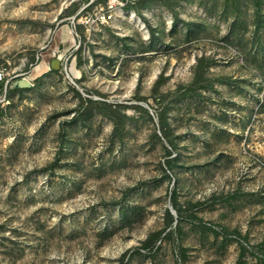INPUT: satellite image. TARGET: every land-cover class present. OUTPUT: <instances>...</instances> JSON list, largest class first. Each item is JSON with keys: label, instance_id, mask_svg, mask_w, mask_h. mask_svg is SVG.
<instances>
[{"label": "rangeland", "instance_id": "374dc122", "mask_svg": "<svg viewBox=\"0 0 264 264\" xmlns=\"http://www.w3.org/2000/svg\"><path fill=\"white\" fill-rule=\"evenodd\" d=\"M77 12L0 0V264H264V0Z\"/></svg>", "mask_w": 264, "mask_h": 264}, {"label": "built area", "instance_id": "2783aa9c", "mask_svg": "<svg viewBox=\"0 0 264 264\" xmlns=\"http://www.w3.org/2000/svg\"><path fill=\"white\" fill-rule=\"evenodd\" d=\"M128 1L129 0H104L102 3L99 0H68V3L78 5L77 14L93 6L95 10L93 17L89 16L84 23L88 25L93 23L98 26L107 25L117 20Z\"/></svg>", "mask_w": 264, "mask_h": 264}, {"label": "trees", "instance_id": "16d2710c", "mask_svg": "<svg viewBox=\"0 0 264 264\" xmlns=\"http://www.w3.org/2000/svg\"><path fill=\"white\" fill-rule=\"evenodd\" d=\"M259 19H262V18H259ZM264 23V21H262V20H260V22H259V24H258V27L260 26V25H262ZM15 89H20V87H18V86H16L15 87ZM163 121V120H162ZM171 201H172V206H173V208L175 209V211H176V214H177V217H175V216H173L169 211H167L166 212V216H167V224H171L173 221V219L174 220H176L177 218H181L182 216H181V210L179 209V207L177 206V203H176V201H175V197H174V194H172V197H171ZM160 234H161V231L160 232H153V233H151L150 235H149V237H148V239H147V241H146V243H144L143 244V246H147L148 244H147V242H150V241H154V245H155V240L156 239H158V237L160 236Z\"/></svg>", "mask_w": 264, "mask_h": 264}, {"label": "water", "instance_id": "95a60500", "mask_svg": "<svg viewBox=\"0 0 264 264\" xmlns=\"http://www.w3.org/2000/svg\"><path fill=\"white\" fill-rule=\"evenodd\" d=\"M51 65H52L53 68H58L60 66L59 58L53 59L52 62H51ZM30 85H31V83L26 78H21V79L17 80L16 83H15V86H18V87H28ZM173 213H174V210H173Z\"/></svg>", "mask_w": 264, "mask_h": 264}, {"label": "bare ground", "instance_id": "6f19581e", "mask_svg": "<svg viewBox=\"0 0 264 264\" xmlns=\"http://www.w3.org/2000/svg\"><path fill=\"white\" fill-rule=\"evenodd\" d=\"M45 67H46L45 63H42L40 66H38V67H36V68L34 69L32 75H34V74L40 72V71L43 70Z\"/></svg>", "mask_w": 264, "mask_h": 264}]
</instances>
